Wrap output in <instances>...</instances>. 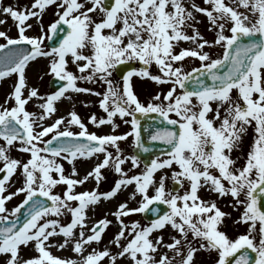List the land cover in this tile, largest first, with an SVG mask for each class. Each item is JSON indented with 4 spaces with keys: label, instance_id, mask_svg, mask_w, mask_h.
<instances>
[{
    "label": "snow or ice",
    "instance_id": "obj_1",
    "mask_svg": "<svg viewBox=\"0 0 264 264\" xmlns=\"http://www.w3.org/2000/svg\"><path fill=\"white\" fill-rule=\"evenodd\" d=\"M0 17V264H264V0H0Z\"/></svg>",
    "mask_w": 264,
    "mask_h": 264
},
{
    "label": "rangeland",
    "instance_id": "obj_2",
    "mask_svg": "<svg viewBox=\"0 0 264 264\" xmlns=\"http://www.w3.org/2000/svg\"><path fill=\"white\" fill-rule=\"evenodd\" d=\"M2 2L5 5H7L9 3L23 5V4L27 3L28 0H2ZM0 18H3V17H0ZM51 18H52V10L49 9L48 15H46L44 17L45 24H47ZM11 26H12V21L9 18L7 25L0 26V30H6L7 28H10ZM29 34H32V33L30 32ZM10 35H15V29L14 28L10 32ZM205 35H206V38H209V39L212 38L210 33H205ZM196 63H198V62H196ZM43 64H44V61L33 62L31 64V66L29 67V69L27 70L29 84H31V85H39L40 86V90L42 92L46 91V90H49L48 81L50 79V77H48V76H45L43 80H39L38 79V75L40 74L39 73V69L42 68ZM135 66L138 67V64L135 63ZM14 79H15V77L13 76L12 78H6L3 81H0V101H2L4 95L8 91H10V85L13 83ZM133 80L135 82V90L140 94L142 99L145 98L146 95L149 92H152L154 90V85H152L151 83H144V82L140 81L138 78H135V77L133 78ZM93 87H95V86H93ZM81 96L82 95L78 96L74 102L76 103L77 111L79 112V114L82 117H87V115L92 113V112H95L98 117L104 115V113L94 103V101L96 99L95 97H90L89 96L88 99H84V98H81ZM83 100H91V101H93V103L88 108H85V107L82 106V104L79 103V101H83ZM68 106H69L68 104H61L60 108H61V110H63L64 108H66ZM117 123H119L118 120H117ZM89 129L91 131H97L98 133L103 134V133H107V132L110 131V126H102L100 129H96V128L92 127L91 125H89ZM124 130H125V128L122 125L120 129H117V132H122ZM122 146L127 148V145H122ZM14 155H15V153H14ZM66 167H67V165H66ZM110 179H111V177H110ZM107 186H108L107 184L104 185L105 188H107ZM21 198L22 197L14 198L13 201H11L8 206L9 207L14 206L16 203L19 202V200ZM120 198L124 199L123 196L120 197ZM109 206L110 205H108V207ZM225 210H227V209H225ZM109 218H111V217H109ZM133 218L141 219V217L139 215H137V216H135ZM143 222H146V221H144L142 219V223ZM230 231L242 232L243 228L232 229ZM108 235H111V231L108 233ZM106 239H107V237H105V240ZM199 259L203 261V260H206V257L202 255V256L199 257Z\"/></svg>",
    "mask_w": 264,
    "mask_h": 264
},
{
    "label": "bare ground",
    "instance_id": "obj_3",
    "mask_svg": "<svg viewBox=\"0 0 264 264\" xmlns=\"http://www.w3.org/2000/svg\"><path fill=\"white\" fill-rule=\"evenodd\" d=\"M81 98L88 99L89 96H83V95H82ZM109 207H111V205H110Z\"/></svg>",
    "mask_w": 264,
    "mask_h": 264
},
{
    "label": "water",
    "instance_id": "obj_4",
    "mask_svg": "<svg viewBox=\"0 0 264 264\" xmlns=\"http://www.w3.org/2000/svg\"><path fill=\"white\" fill-rule=\"evenodd\" d=\"M48 44H51V42H49ZM132 67V64H131ZM125 71L129 70L127 67L124 68ZM150 218V217H149Z\"/></svg>",
    "mask_w": 264,
    "mask_h": 264
},
{
    "label": "flooded vegetation",
    "instance_id": "obj_5",
    "mask_svg": "<svg viewBox=\"0 0 264 264\" xmlns=\"http://www.w3.org/2000/svg\"><path fill=\"white\" fill-rule=\"evenodd\" d=\"M133 67H136L135 64L133 65Z\"/></svg>",
    "mask_w": 264,
    "mask_h": 264
}]
</instances>
